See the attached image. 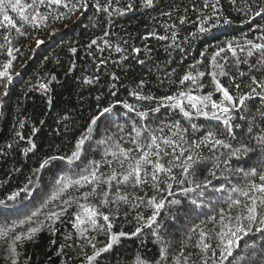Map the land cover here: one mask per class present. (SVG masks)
Here are the masks:
<instances>
[{"label": "trees", "instance_id": "obj_1", "mask_svg": "<svg viewBox=\"0 0 264 264\" xmlns=\"http://www.w3.org/2000/svg\"><path fill=\"white\" fill-rule=\"evenodd\" d=\"M87 3L86 9L70 13L62 19L50 16L46 25L37 28L30 23L21 26L17 14L10 13L24 35H19L15 29L11 32L0 29V44L5 45L0 48V71H3V65L8 60L12 61L8 70L11 78L0 77V200H4L7 205H0V225L11 223L39 207L56 191V180L60 176L75 177L81 174L90 167L92 161H100L104 150L113 143L131 147L129 141L135 135L131 131L133 121L138 128L147 126L156 130L180 120L189 129V139H196L205 129L214 130L218 138L231 143L233 148L246 144L254 152L230 158L231 149H202L204 167L197 172L196 180L202 182L207 178L211 184L187 196L179 191V186L174 185L176 194L168 199H178L180 203L168 205L166 202L157 222L150 228L144 227L137 236L130 234L151 215L150 208L143 204L137 208L121 205L119 212L112 215V232L118 234L123 231L129 235L121 237L112 249L98 257V264H136L137 257L147 264H171L172 257L181 250L185 255L196 251L191 247L195 235L192 236V242L187 239L190 229L201 220L215 215L219 207L226 206L229 193L215 192L214 188L222 184L226 189L243 187L244 179L235 169L256 167L259 170L264 167V153L254 139L264 129V101L259 98L246 101L248 107L239 114H233L234 124L240 125L239 128L234 127L235 139L227 135L220 121L194 117L191 123H196L200 132L193 134L190 122L170 108L160 107L159 112H149L141 120L135 112L129 113L123 103L118 102H127L138 111H145L159 104L166 105L167 102L162 101L163 97L189 89L193 95L213 92V99H219L220 94L215 93L209 73L218 71L212 56L220 47L225 51L216 60L224 64L231 76L235 77V83H241L240 91L247 92L243 84L248 82L250 75L264 78V71L256 70L260 67L257 64L259 54L247 57L246 51L236 49L239 60L248 59L250 64L255 65L250 70L248 64L237 63V57L232 56L227 46L228 42L233 46L237 43L243 45L245 38L261 42L257 39L262 34L258 26L264 27V19L255 16V11L260 4H264V0H208L209 5L216 4L215 9L205 7V0H154L152 8H145L143 0H112L109 11L113 8H126L129 3L133 5L130 11L126 10L122 15L113 13L112 16L97 12L93 7L96 3L106 4L107 0H87ZM249 8L252 10L248 11ZM41 11L45 15L51 11L55 16L68 9L41 8ZM181 19L185 23L181 24ZM224 19L231 23L224 24ZM200 26L209 31L200 33ZM106 31L109 33L107 36L104 35ZM5 35L11 40L10 45L4 40ZM160 36L168 38L161 40ZM38 40L44 43L38 46ZM93 40L96 44H92ZM8 47L14 49L12 56L7 54ZM117 47L121 51H116ZM134 48L140 51L135 52ZM190 71L193 75L195 71L205 73L198 78L202 87L197 88L189 81L180 84L181 78ZM239 71L248 75L240 77ZM219 79L231 88L234 95L240 94L232 86L230 77ZM87 80L93 82L86 83ZM133 91L155 99L137 100L131 94ZM109 106H112V112L100 117L93 126V132L90 139L85 141L79 160L72 164L66 159L52 160L45 169L35 172L44 159L70 156L75 150L76 141L88 135L90 118ZM250 124L253 129L248 133ZM156 134L171 135L167 128L163 134L158 131ZM108 137L112 139L106 144L98 143ZM29 141L36 147L25 154L24 150L31 147ZM214 163H218L219 167L213 168ZM101 167L104 172L110 170L106 166ZM209 169L216 172L217 178L209 175ZM174 172L179 176L180 169L175 168ZM25 185L27 192H21L15 201L7 200L12 192L19 191ZM84 190L87 188L81 191ZM126 192L131 193L133 198L137 195L145 198L152 195L147 188H127ZM79 195L80 192L76 190L68 193L72 197ZM62 203V200H57L50 207L58 210ZM73 211L74 207L70 208L62 218L63 222H56L57 230L54 234L46 227L38 234L35 242H25L18 249L21 253L18 264H81L84 259L81 252L82 238L75 241L65 239L66 236H74L70 221ZM104 211L109 213L107 208ZM138 214L144 219L138 221ZM207 227L211 229L214 225L209 223ZM153 232H157L158 237L152 235ZM93 235L96 236L94 243L97 247L107 243L105 234ZM239 243L240 247L233 253V257H229V261L239 258V264H264V238L260 234H250ZM245 244H255V247L246 249ZM7 247V243L0 240V264H10ZM162 247H167L166 261H162L160 256ZM85 251L92 254L90 246ZM192 259L197 257L193 256Z\"/></svg>", "mask_w": 264, "mask_h": 264}, {"label": "snow or ice", "instance_id": "obj_2", "mask_svg": "<svg viewBox=\"0 0 264 264\" xmlns=\"http://www.w3.org/2000/svg\"><path fill=\"white\" fill-rule=\"evenodd\" d=\"M154 0H143L145 8H152ZM56 7H63L68 9L67 12H58L53 16L49 11L47 15L41 11V8L53 9ZM88 7L87 0H0V29L6 32H11L15 29L19 35L25 33L20 31L17 23L10 13H15L19 17L21 26L24 23H30L34 28L46 25V21L51 16L53 19H62L69 16L70 13L86 9ZM97 12H105L108 16L113 13L123 14L124 11H130L133 7L131 3L126 5V8H112V0H107V3L100 5L96 3L93 5ZM205 7L216 8V4H208L205 0ZM252 9L249 8L248 11ZM163 15H171V13H162ZM247 14V13H246ZM255 16L264 19V4H260L258 10L255 11ZM224 24L231 23L230 20L224 19ZM180 23H185L184 19ZM215 27V25H213ZM261 35L257 38L261 42H255L252 39L245 38L243 45L237 43L235 46L228 42V51L233 57H237L236 49L239 48L241 52L246 51L247 57H253L257 53L259 59L257 64L260 65L257 71H264V27L258 26ZM209 29L200 26L199 32L206 33ZM105 36L109 35L106 31ZM195 35V33L193 34ZM167 36H160L159 39L165 40ZM175 38V33H173ZM4 40L10 45L11 40L8 35L4 36ZM44 41L38 40L37 45L43 44ZM92 44H96L93 40ZM108 44V41H105ZM4 44H0V48H4ZM14 49L7 48V54L12 56ZM74 52L75 49H72ZM116 51H121L117 47ZM133 51L139 52L140 49L134 48ZM225 49L220 47L218 51L212 56L214 67L218 71H212L209 74L212 76L215 93H219V99H213V92L206 94L193 95L191 89L187 91H179L174 95H168L162 98L167 104H159L155 108H149L145 111H138L136 107L127 102L123 103L128 112H135L136 116L144 120L149 112H159L160 107L170 108L177 111L182 117L190 122V127L193 134L200 132V127L196 123H191L194 117H205L223 123L225 131L228 136L235 139L234 127L239 128V124H234L233 114H239L244 108L248 107L246 101L259 98L264 101V78H257L255 75L248 77V82L243 84L247 88V92H241V83H235V77L231 76L230 72L226 70L224 64H220L216 57L220 56ZM103 63V61H101ZM237 63H244L249 65L251 70L255 65L249 63L248 59L239 60ZM12 66V61L8 60L3 65V71H0V77L10 79L9 69ZM204 72L195 71L193 73L187 72L180 80L183 85L186 81L196 85L197 88L202 87L198 83V78L203 77ZM248 75L243 71H239V76L244 77ZM219 77H230L233 81L235 89L240 92L239 95H234L231 88L225 86ZM92 80H87L86 83H92ZM143 81L141 82V86ZM41 87H44L43 85ZM115 95V93H112ZM137 100L152 101L155 98L152 96H142L140 92L133 91L131 93ZM99 99V97L97 98ZM112 112V106L102 108L98 114L90 118V125L87 129L88 135L82 136L76 141L75 150L70 156L56 157L52 156L44 159L35 172H40L52 160L60 159L67 160L69 164L79 160L85 141L90 139L93 132V126L97 124L100 117L106 113ZM127 116L128 113H125ZM264 115V113H262ZM167 128L171 133L168 135H157L156 132L164 133ZM253 125H249L247 131L251 133ZM121 130L123 128L121 127ZM131 131L135 135L131 138L129 143L131 147H124L120 143H113L104 150L102 159L100 161H92L89 168H86L81 174L75 177L60 176L56 180L58 187L46 200H44L39 207L32 210L30 213L23 215L21 218L14 219L11 223L0 225V240L7 243L6 249L10 264H18V259L21 253L18 249L27 241L35 242L38 234L45 230L52 234L57 230L55 228L56 222H63L62 218L68 214V210L74 207L71 213L70 221L74 229V236H66L65 239H81V252H83L84 259L81 264H98V257L103 253L108 252L117 244L121 237L129 235L123 231L118 234L112 232L113 223L112 215L119 212L121 205H128L132 208H137L143 204L151 209V215L148 216L144 223L132 232L131 236H137L144 227H151L157 222V217L164 209L166 202L168 205H177L180 203L178 199L169 200L168 197L175 196L174 185L179 186V191L187 196L189 193L195 192L197 189L207 188L211 184V180L205 178L202 182L196 180L197 172L204 167L202 163L205 157L202 155V149L215 150L217 147L231 149L229 157L239 158L242 154L254 152L246 144H241L237 148H233L231 143L224 139L218 138L217 131L205 129L196 139L187 138L189 129L181 124L180 120L167 123L162 127L152 130L145 126L138 128L135 121L132 122ZM101 139L99 144H106L108 140ZM261 152L264 153V129L261 133L254 137ZM31 147L25 149V154L35 149L36 145L29 141ZM187 144V147L184 145ZM179 149V151H177ZM111 157V159H109ZM251 159V157H250ZM224 163H228L227 160ZM106 166L110 170L108 172L102 171L101 166ZM219 164L214 163L213 168H218ZM175 168L180 169L179 176L174 172ZM235 172L244 179V186H233L226 189L223 184L220 187L214 188L215 192H228V200L225 202L226 206L219 207V211L209 216L207 220H201L199 224L194 225L190 229V234L187 239L192 242V236L196 239L191 243V247L196 251L185 255L184 251L172 257L171 264H239V258L229 261V257H233V253L240 247V241L250 234H260L264 238V167L259 170L256 167L237 168ZM209 175L217 178L216 172L209 169ZM192 177L189 179V177ZM31 183V180H29ZM192 185L185 187L184 185ZM87 188V190L81 191ZM149 189L152 192L151 196L132 197L131 193H127L126 189ZM27 185L19 191H14L7 197L9 201H15L21 192H27ZM70 190L80 192L79 196H68ZM235 194V195H233ZM67 196V198H65ZM62 200V206H58V210H53L50 205ZM138 201L139 203H136ZM196 203L195 200L192 201ZM203 203V202H201ZM0 205H6L4 200H0ZM107 208L109 213L104 209ZM43 217V219H41ZM141 215H137V220H143ZM214 225L213 228H208V224ZM95 234H105L107 236V243L103 247H97L94 243ZM152 235L158 237L157 232ZM54 243V241H53ZM91 247L92 254L89 255L85 249ZM255 247V244H245V248ZM63 248V246H62ZM160 256L162 261L167 260V247L160 249ZM195 256L197 259L193 260ZM136 264H147L145 260L137 257Z\"/></svg>", "mask_w": 264, "mask_h": 264}, {"label": "bare ground", "instance_id": "obj_3", "mask_svg": "<svg viewBox=\"0 0 264 264\" xmlns=\"http://www.w3.org/2000/svg\"><path fill=\"white\" fill-rule=\"evenodd\" d=\"M50 78V77H49Z\"/></svg>", "mask_w": 264, "mask_h": 264}]
</instances>
